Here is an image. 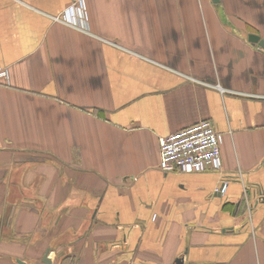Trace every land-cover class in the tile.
<instances>
[{
  "label": "crops",
  "instance_id": "1",
  "mask_svg": "<svg viewBox=\"0 0 264 264\" xmlns=\"http://www.w3.org/2000/svg\"><path fill=\"white\" fill-rule=\"evenodd\" d=\"M211 2L0 0V264H264V0ZM207 120L221 171H159Z\"/></svg>",
  "mask_w": 264,
  "mask_h": 264
},
{
  "label": "built area",
  "instance_id": "2",
  "mask_svg": "<svg viewBox=\"0 0 264 264\" xmlns=\"http://www.w3.org/2000/svg\"><path fill=\"white\" fill-rule=\"evenodd\" d=\"M81 12L79 11L80 14ZM56 20L70 25L76 24L74 19L67 18L65 11ZM6 74L7 71L0 67V81L8 78ZM222 143V134L216 131L208 120L173 132L160 141L159 171L164 174L220 172ZM224 187L225 184L220 189H216L215 193H222Z\"/></svg>",
  "mask_w": 264,
  "mask_h": 264
},
{
  "label": "water",
  "instance_id": "3",
  "mask_svg": "<svg viewBox=\"0 0 264 264\" xmlns=\"http://www.w3.org/2000/svg\"><path fill=\"white\" fill-rule=\"evenodd\" d=\"M218 0H212L211 3H217ZM248 43L252 44V45H257L260 49H262L264 51V40L260 39V37H256V35H248L247 39ZM49 251L47 250L42 258V262L43 264H51V261L49 259H47ZM18 264H22L21 262H17ZM175 264H182V257L176 259Z\"/></svg>",
  "mask_w": 264,
  "mask_h": 264
},
{
  "label": "rangeland",
  "instance_id": "4",
  "mask_svg": "<svg viewBox=\"0 0 264 264\" xmlns=\"http://www.w3.org/2000/svg\"><path fill=\"white\" fill-rule=\"evenodd\" d=\"M15 194V193H14ZM17 196H18V194H16ZM18 261H16V263H17ZM20 262V261H19ZM18 264V263H17Z\"/></svg>",
  "mask_w": 264,
  "mask_h": 264
}]
</instances>
